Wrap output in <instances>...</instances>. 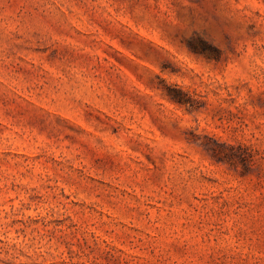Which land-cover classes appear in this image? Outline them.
<instances>
[{
  "label": "rangeland",
  "instance_id": "374dc122",
  "mask_svg": "<svg viewBox=\"0 0 264 264\" xmlns=\"http://www.w3.org/2000/svg\"><path fill=\"white\" fill-rule=\"evenodd\" d=\"M0 264H264V0H0Z\"/></svg>",
  "mask_w": 264,
  "mask_h": 264
},
{
  "label": "trees",
  "instance_id": "16d2710c",
  "mask_svg": "<svg viewBox=\"0 0 264 264\" xmlns=\"http://www.w3.org/2000/svg\"><path fill=\"white\" fill-rule=\"evenodd\" d=\"M173 99H174V101H176V102H178V103H182V101H183V100H181V98H176V97H174Z\"/></svg>",
  "mask_w": 264,
  "mask_h": 264
}]
</instances>
